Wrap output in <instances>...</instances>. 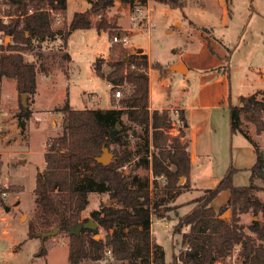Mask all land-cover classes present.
<instances>
[{
    "label": "rangeland",
    "instance_id": "rangeland-1",
    "mask_svg": "<svg viewBox=\"0 0 264 264\" xmlns=\"http://www.w3.org/2000/svg\"><path fill=\"white\" fill-rule=\"evenodd\" d=\"M174 1L182 5L172 7L160 0L131 5L117 0L113 6L98 13L100 18L98 14L93 15L95 21L103 15L112 22L114 29L111 34L108 29L99 31L94 27L76 29L69 34L67 51L71 55L70 62L62 59V38L44 41L39 46L44 66L51 71L60 70L55 73L53 83L49 78V85L39 70V103L44 107H55L51 111L59 121L49 123L50 128L42 123L37 127L31 126L29 142L27 134H22L19 127L13 129V122L7 126L4 136L0 131V264H72L67 231L59 229L57 234L47 236L45 240L40 236L45 231L41 224L42 210L36 201L37 173L45 167L44 153L49 140L63 132V115L56 106L64 102V92H68L70 104L78 109L113 106L111 86L107 79L95 73L93 62L98 57L109 60L110 46L119 44L113 41L115 35H129V45H121L126 51V60L144 52L152 65L161 64V69L150 67L148 70L149 104L153 109L171 107L173 126L168 133L171 136L180 133L182 123L178 120L177 111L181 107L185 109L188 127L197 132L191 148L194 147L201 156L193 167V183L190 176H179L178 184L182 189L174 199L167 200L162 195L165 178L158 177V185L155 184L152 153L157 150L151 145L150 152L145 148L152 128L131 122L127 115H123L124 123L131 125L132 134L127 145L113 143L109 148L113 158L115 151L124 148L133 153L132 159L122 168L129 184L134 185L137 180L134 176H138L140 182L148 184L152 201L162 202L152 209L151 233L153 240L164 247L166 264L171 263L174 255L176 264H184L178 256L186 249L183 234L189 231V226L181 228L179 222L197 206V198L207 196L206 190L217 186L231 166L237 168L233 175L235 185L250 184L255 146L264 151V130L258 131L256 124L241 109L239 98L243 95L264 101V0ZM89 6V0H68L67 20L70 21L76 11H84ZM2 14L0 0V17ZM65 22L58 16L54 27H64ZM24 56L28 61L37 60L33 52H25ZM36 62L39 66V61ZM180 63L185 71L174 69ZM104 68L110 70L106 63ZM64 72H68L67 77ZM1 84L0 115L8 110L17 94L12 80H3ZM120 90V96L114 95L116 101L125 96L129 86L126 84ZM20 101L18 94L14 108L10 110L11 115L19 111ZM235 106L240 110L233 126L231 112ZM254 183L260 187L257 193L264 200V178H255ZM228 197V190L220 192L212 206L221 215L229 211L226 215L230 220L233 210L224 209ZM103 205L117 207L120 203L108 192H91L89 205L82 211L81 218H91V212ZM237 218L238 224L254 237L256 235L249 229L253 221L264 224L262 213H239ZM30 224L36 225L34 237L29 236ZM96 231L97 239L103 240L112 232L100 225ZM43 245L46 253L40 255ZM236 247L238 251L234 247L225 258L208 264H242L239 246ZM78 264L124 263L115 261L108 251L102 260L85 259Z\"/></svg>",
    "mask_w": 264,
    "mask_h": 264
},
{
    "label": "trees",
    "instance_id": "trees-1",
    "mask_svg": "<svg viewBox=\"0 0 264 264\" xmlns=\"http://www.w3.org/2000/svg\"><path fill=\"white\" fill-rule=\"evenodd\" d=\"M67 1L1 0L3 14L0 17V33L4 41L0 42V80L3 77L15 79L20 99L23 93L28 95V105L24 106L20 101V109L16 114L22 134L32 115L31 99L37 93V72H49L41 60L39 46L44 41L62 38V59L70 62L67 39L72 31L94 27L99 31L108 29L111 34L114 29L112 22L103 15L96 21L93 15L113 6L117 0H89L90 6L84 11H76L70 21L67 20ZM118 1L131 5L147 2ZM160 1L172 7L182 5L174 0ZM5 16L8 17L6 21ZM58 16L65 19L64 27H54ZM121 45L110 46L109 60L98 57L93 62L95 73L111 84L112 108L78 109L70 104L69 99L56 108L63 115V132L49 140L44 153L45 167L37 173L35 192L37 204L42 210L43 230L46 232L51 226L58 225L59 229L69 233V260L72 264L85 259L102 260L108 251L115 261L124 264H166L164 247L153 240L151 233L152 209L162 202L152 201L148 184L140 182L138 176H134L137 179L135 184L130 185L127 174L122 171L133 153L124 148L115 151V157L108 164L97 161L104 147L110 148L113 143L127 145L132 134L131 125L124 123L123 115H127L131 122L152 128L150 141L145 144V148L148 152L151 145L157 150L152 153V170L156 186L158 177L165 178L161 188L164 198H176L182 189L178 184L179 176L189 177L191 172V156L184 132L188 127L185 109L179 108L177 111L182 129L176 136L168 133L173 126L169 109H150L148 70L150 67L161 69V64L157 62L152 65L144 52L126 60V51ZM208 46L212 48L210 43ZM25 52H33L39 66L37 60H26ZM105 63L110 66V70L104 68ZM126 84L129 90L116 101L114 92ZM239 102L258 131L264 130V101H255L242 95ZM117 103L120 105L117 106ZM235 107L231 112L233 126L237 123L240 110L239 106ZM117 125L121 129L111 137ZM255 152L256 161L250 167V184L235 185L233 175L236 168L231 166L217 186L208 188V195L197 198V206L180 218L181 228L189 226V231L183 234L186 249L178 256L182 263H213L225 258L231 249L239 246L242 264H264V224L253 221L249 229L256 235L254 237L237 222L239 213L252 211L254 214H264V200L257 193L260 187L254 183L255 178H264V151L256 146ZM224 190L229 191L224 209L233 210L230 220L220 218L221 212L217 213L212 206L213 200ZM94 191L108 192L111 198L120 203L117 207L103 205L91 212V218L100 226L112 230L105 240L97 239L95 235L98 231L88 227H83L80 234L68 231L69 227L89 220L82 219L81 214L89 205V194ZM35 234L36 225L30 224L29 236L34 237ZM45 253L43 245L39 254ZM172 259L170 264H176V255Z\"/></svg>",
    "mask_w": 264,
    "mask_h": 264
},
{
    "label": "crops",
    "instance_id": "crops-1",
    "mask_svg": "<svg viewBox=\"0 0 264 264\" xmlns=\"http://www.w3.org/2000/svg\"><path fill=\"white\" fill-rule=\"evenodd\" d=\"M73 32V31H72ZM71 32V33H72ZM1 35V33H0ZM52 70V69H51ZM49 70L48 73H43V75H45V78H46V85L48 84V80L49 78L53 79L55 73L57 74V71H60V70H53L51 71ZM65 74V77H67L68 75V72H64ZM38 74V72H37ZM7 79H10V78H6V77H3L1 80H0V93L2 91V82L3 80H7ZM12 80V83H14V87L17 89V84H16V80L15 79H10ZM54 79L52 80V83H53ZM49 85V84H48ZM54 85V84H53ZM151 89V88H150ZM65 95V96H64ZM17 96H18V90H17V94L15 95L14 99L12 100L11 102V105L8 107V110L4 113H2L0 115V131H1V134L2 136H4L6 134V129H7V126L8 125H11L12 122H13V129L14 130H17L18 128V125H17V117H16V112H14L13 115H11V109L12 107L14 108V105L13 103L16 101L17 99ZM63 96H64V102L69 99L68 97V92L66 91V93L64 92L63 93ZM151 96V95H150ZM63 102V103H64ZM62 103V104H63ZM13 105V106H12ZM61 105V104H60ZM59 105V106H60ZM1 106V105H0ZM59 106H56V107H59ZM55 107H44L42 104L39 103V90H38V79H37V93L34 95V97L31 99V109H32V115L31 117L28 119V122H27V128H26V131H25V134H27V137H28V142H29V135H30V129H31V126H40V124H46L48 128L49 127V123H55L56 121H59V118L58 116H55V114L53 113V111H51V109H54ZM112 108V107H111ZM171 108V107H169ZM168 108V109H169ZM182 108V107H181ZM150 109H153L151 106H150ZM163 109V108H162ZM1 111V109H0ZM61 113V112H60ZM62 115V113H61ZM52 119V120H50ZM185 139L188 141V151L190 153V156H191V162H192V166H191V172H190V179H191V182L193 183L192 179H193V167H194V164L198 161V156H201V154L199 155V153H197L195 150H194V147L191 148L192 144H194V141L197 139V132L190 128L187 127L185 129ZM255 146V145H254ZM256 147V146H255ZM191 148V150H190ZM23 152H29L31 153V151L29 150H22ZM28 153V154H29ZM256 161V156H255V159H253L251 161V164L253 165ZM45 165V163H44ZM236 168V167H235ZM237 169V168H236Z\"/></svg>",
    "mask_w": 264,
    "mask_h": 264
},
{
    "label": "water",
    "instance_id": "water-1",
    "mask_svg": "<svg viewBox=\"0 0 264 264\" xmlns=\"http://www.w3.org/2000/svg\"><path fill=\"white\" fill-rule=\"evenodd\" d=\"M139 51H142V50H139ZM174 69L185 71L186 68L183 66L182 63H180V64L175 65ZM21 101H22V104L24 106L28 105L27 104V93L22 94V100ZM120 128H121V126L117 125V128L111 132V137H114L115 134L117 133L118 129H120ZM112 158H113V154L110 152L109 148L104 147L103 153L97 157V161L101 162L102 164H108L112 160ZM226 214H229V211L226 212ZM226 214L221 215L220 218L228 220L229 217ZM61 218H63V216ZM98 226H99V224L94 219L89 218V220L87 222H79L75 227H69L68 231L71 234H80L83 227H88L90 229L96 230L98 228ZM58 231H59V226L56 225L51 230L43 232L41 234V238H42V240H44L47 236L57 234ZM95 237L98 238L99 235H96Z\"/></svg>",
    "mask_w": 264,
    "mask_h": 264
},
{
    "label": "built area",
    "instance_id": "built-area-1",
    "mask_svg": "<svg viewBox=\"0 0 264 264\" xmlns=\"http://www.w3.org/2000/svg\"><path fill=\"white\" fill-rule=\"evenodd\" d=\"M30 11H31V10H30ZM97 17L100 18V15L98 14ZM7 19H8V17L5 16V21H6ZM21 25H22V23H21ZM3 41H4V36H2V34H1V35H0V42H3ZM113 41H114V42H118V43L122 44L123 46L127 47V46L129 45V43H130V38H129V35H128L127 33H122V34H120V35H115L114 38H113ZM109 86H111V84H109ZM114 95H115L116 97L120 96V95H121V91H120V90H116V91L114 92ZM161 177L164 179L163 176H161ZM234 250H235V251H238V247H235Z\"/></svg>",
    "mask_w": 264,
    "mask_h": 264
}]
</instances>
